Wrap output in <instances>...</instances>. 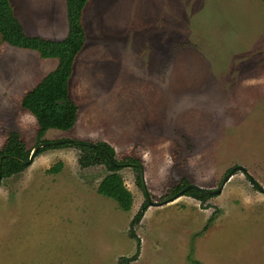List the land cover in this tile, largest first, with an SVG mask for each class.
Here are the masks:
<instances>
[{
	"label": "rangeland",
	"instance_id": "1",
	"mask_svg": "<svg viewBox=\"0 0 264 264\" xmlns=\"http://www.w3.org/2000/svg\"><path fill=\"white\" fill-rule=\"evenodd\" d=\"M11 4L28 35L67 36L65 0ZM84 27L70 81L76 125L45 139L104 142L119 164L143 166L154 205L136 228L132 264H264V191L242 171L204 201H170L184 182L217 190L238 166L264 189L262 1L88 0ZM57 64L0 35V150L11 132L28 150L38 144L21 100ZM81 154L50 149L1 180L0 264H118L136 253L129 229L147 201L141 170H119L133 195L125 212L97 192L107 167L82 169Z\"/></svg>",
	"mask_w": 264,
	"mask_h": 264
},
{
	"label": "trees",
	"instance_id": "2",
	"mask_svg": "<svg viewBox=\"0 0 264 264\" xmlns=\"http://www.w3.org/2000/svg\"><path fill=\"white\" fill-rule=\"evenodd\" d=\"M261 1L264 4V0ZM65 2L68 34L62 40H52L37 35H28L21 21L14 13L11 0H0V35L2 41L15 48L34 51L43 59H58L57 67L27 92L21 100L22 108L37 121V145L55 142L46 140V133L50 130L70 131L76 125L79 116V107L71 98L70 81L73 76L76 59L84 49L87 40L84 13L88 0H65ZM97 145L103 152L100 149L65 142L63 144H50L40 149L35 156L37 157L50 149L77 146L82 153L79 158V164L82 169L96 165H105L108 169L107 175L98 185V194L114 200L121 210L128 212L133 206V195L126 188L123 178L119 174L121 166L117 167L114 164V162L118 163L115 159V151L107 143L99 142ZM31 151L26 148L25 143L17 132H11L0 150V159L3 158L2 180L25 171L30 165L25 162L29 161ZM107 155H109L111 160H109ZM6 156H18L23 161L7 158ZM130 161L138 163L136 160ZM61 169L62 162L53 166L47 172L55 174L59 173ZM139 178V183L142 186L141 177ZM188 185L186 182L178 185L172 195H176ZM185 195L193 196L201 201L210 197L195 189L186 192ZM148 204L145 201L130 223L129 235L135 239L137 251L131 257H121L118 264H132L137 261L141 250V241L136 234V228L143 219Z\"/></svg>",
	"mask_w": 264,
	"mask_h": 264
},
{
	"label": "water",
	"instance_id": "3",
	"mask_svg": "<svg viewBox=\"0 0 264 264\" xmlns=\"http://www.w3.org/2000/svg\"><path fill=\"white\" fill-rule=\"evenodd\" d=\"M65 142H69V143H72V144H75V145H78V146H87V147H92V148H95V149H100L102 152L103 150L97 146L96 144H93V143H88V142H84V141H77V140H60V141H55V142H51V143H41L39 145H37L36 147H34V149L31 151V155H30V159L28 162H25L27 164H31L33 159L35 158V155L37 154V152L50 145V144H63ZM7 158H13V159H16V160H20V161H23L21 157H18V156H6ZM107 157L109 158V160H111V158L109 157V155H107ZM2 161H3V158L0 159V182L2 180ZM113 162V161H112ZM115 166H131V167H137L141 170L142 174H141V179H142V187H143V191H144V194H145V197H146V200L147 202L150 204V205H154L153 202H151V198L148 194V191H147V187H146V184H145V178H144V172H143V166H141L140 164H134V163H130V164H119V163H115ZM236 171H242L245 176L249 179V181L251 182V184L253 186H255L258 190H261V191H264L263 188H261V186L259 185V183L249 174V172L242 166H238V167H235L233 168L232 170L229 171V173L225 176L224 180L221 182V185L219 186V188L217 190H208V189H204V188H200V187H197V186H194V185H189L187 186L186 188H184L183 190H181L180 192H178L174 197L171 198L170 201H174L175 199H177L178 197L182 196L183 194H185L186 192L190 191V190H198L204 194H207V195H218L222 192L225 184L227 181L230 180V178L232 177V175L236 172Z\"/></svg>",
	"mask_w": 264,
	"mask_h": 264
}]
</instances>
